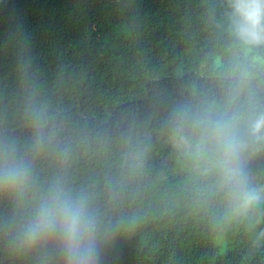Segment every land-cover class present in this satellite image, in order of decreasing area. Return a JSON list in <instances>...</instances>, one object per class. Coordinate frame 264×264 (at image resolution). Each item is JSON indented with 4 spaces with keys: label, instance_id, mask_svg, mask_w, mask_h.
I'll list each match as a JSON object with an SVG mask.
<instances>
[{
    "label": "trees",
    "instance_id": "1",
    "mask_svg": "<svg viewBox=\"0 0 264 264\" xmlns=\"http://www.w3.org/2000/svg\"><path fill=\"white\" fill-rule=\"evenodd\" d=\"M229 28L228 0H0V136L31 144L43 110L39 180L89 196L98 264H264V196L233 205L167 135L235 55ZM247 173L264 188V153ZM0 264L40 256L0 231Z\"/></svg>",
    "mask_w": 264,
    "mask_h": 264
},
{
    "label": "clouds",
    "instance_id": "2",
    "mask_svg": "<svg viewBox=\"0 0 264 264\" xmlns=\"http://www.w3.org/2000/svg\"><path fill=\"white\" fill-rule=\"evenodd\" d=\"M228 8L235 55L210 83L177 103L167 135L191 171L212 177L243 208L264 196L247 173L249 161L264 153V0H228ZM29 115L37 130L31 144L0 136V204L9 207L0 231L14 249L38 253L40 264H98L100 234L91 200L58 176L40 182L44 113L34 107Z\"/></svg>",
    "mask_w": 264,
    "mask_h": 264
}]
</instances>
